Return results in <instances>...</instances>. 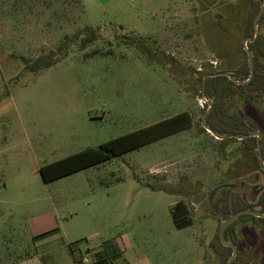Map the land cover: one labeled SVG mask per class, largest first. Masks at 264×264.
Here are the masks:
<instances>
[{
	"label": "rangeland",
	"instance_id": "rangeland-1",
	"mask_svg": "<svg viewBox=\"0 0 264 264\" xmlns=\"http://www.w3.org/2000/svg\"><path fill=\"white\" fill-rule=\"evenodd\" d=\"M77 1L0 0V264H220L203 234L204 215L215 221L214 238L220 225L209 195L238 185L257 205L264 175L239 177L243 144L222 148L201 130L207 101L199 79L224 65L208 26L228 10L240 22L247 2ZM87 25L100 29L94 45L73 47L39 74L24 70L19 56L46 54ZM224 26L245 51L237 27ZM240 51L231 60L242 62ZM254 106L264 113L263 99ZM183 111L194 118L186 131L49 183L42 176L49 163ZM255 125L264 144V124ZM182 199L194 227L174 223L172 206ZM235 230L233 264H264V225Z\"/></svg>",
	"mask_w": 264,
	"mask_h": 264
},
{
	"label": "trees",
	"instance_id": "trees-1",
	"mask_svg": "<svg viewBox=\"0 0 264 264\" xmlns=\"http://www.w3.org/2000/svg\"><path fill=\"white\" fill-rule=\"evenodd\" d=\"M77 2L85 8L81 0ZM244 2H247L245 7L247 11L244 9L241 23L233 20L235 19L234 14L228 10L224 15L218 13L220 19H217L212 24V27L208 26L209 31L213 34L212 37H216L214 39L211 38V41L214 40L215 43V45L212 44L213 48L215 47L214 53H218L217 59H222L224 65L221 64L216 68L211 65L209 70L203 71L204 73L201 71L199 79L202 93L207 101L204 112L207 113L211 106V110L205 118L206 125L212 128L217 135L225 137V139L218 140L222 148H226L232 141L239 140L243 144L244 158L238 160L236 166L238 169L236 171H239V177L247 176L251 171H261L264 175V167L257 151V137L247 136L244 139L231 137L250 135L255 130H258L256 123L264 124V113L254 106V103L257 104L259 100H264V37L259 34L257 39H255L256 31L254 25L257 15L262 10L264 0H244ZM225 23L235 28L237 27L235 31L241 32L245 43H247L254 56L255 74L252 80L245 84H239L225 75H217L221 72L231 73L239 82L248 81L251 76L248 54L246 50L244 51L236 45L233 40L235 36H232L228 29L226 30ZM239 23L240 29L238 27ZM263 23L264 14L259 21V25L262 26ZM99 30V28L94 26H84L72 35H64L57 47L46 54L34 59L26 56H19L18 58L22 60L25 71L39 74L67 58L73 47L78 46L80 51H85L94 45L99 40ZM122 39L126 41L128 37L124 36ZM227 39L229 40L224 43ZM248 39L252 41H248ZM240 49L243 51L245 58L242 62L237 63L231 59L240 54ZM98 53V50H94L91 53H86L85 56H94ZM240 101L243 102L244 107L237 111L236 103ZM193 125L194 118L192 114L188 111H183L152 125L107 141L97 147H88L61 160L49 163L41 168V173L45 182L49 183L186 131L192 128ZM201 130L211 135L203 125H201ZM211 136L216 139L215 136ZM261 144L264 155L263 140H261ZM239 188L238 185L233 184L222 185L216 187L209 195L212 216L220 222L212 242V248L220 258V264H228L233 254V249L225 246L220 239L221 223L241 210L254 209L256 206H261L262 213H264V191L257 205H253L239 193ZM156 189L174 193L175 195L182 194L172 187L159 186ZM187 194L190 195L189 193ZM172 212L177 228L184 229L193 225L194 220L191 217L190 207L185 201L178 202ZM246 222L264 225V218L254 215L241 216L226 230V241H234L236 243L235 227L239 223ZM76 263L79 264V261Z\"/></svg>",
	"mask_w": 264,
	"mask_h": 264
},
{
	"label": "water",
	"instance_id": "water-1",
	"mask_svg": "<svg viewBox=\"0 0 264 264\" xmlns=\"http://www.w3.org/2000/svg\"><path fill=\"white\" fill-rule=\"evenodd\" d=\"M263 14H264V3L262 4V10L260 11V13L257 15V17L255 19V23H254L255 31H256L255 39H257V37L259 36V21H260V19H261ZM248 41H252V40L248 39ZM245 50H246V52L248 54V57H249V63H250V69H251V76H250L248 81L239 82V81H237L235 79V77L231 73H227V72H221V73H218L217 75L228 76L233 81H235V82H237L239 84H245V83L249 82L250 80H252V78L254 77V74H255V70H254V56H253L252 51L248 47H246ZM210 110H211V106H210L209 110L207 111V113L204 115L203 126L206 128V130L209 133H211L217 139H225V137H221V136L217 135L212 130V128H210L209 126L206 125L205 118H206V115L208 114V112ZM247 136L257 137V151L259 153L260 161H261V163H263L264 162V155H263L262 144H261V138H262L261 132L256 131V132H254V133H252L250 135H246V136H231V137H236L238 139H244ZM261 210H262L261 206H257V207H255V209L241 210V211L235 213L234 215H232L231 217H229L228 219L224 220L221 223V226H220V239H221L222 243L225 246L231 247L233 249V254H232V257H231V259H230L228 264H233V262H234V260L236 258V254H237V247H236V244L234 243V241H230V242L226 241V239H225L226 230L229 228L230 225H232L236 220H238L243 215H254V216L259 217V218H264V213H262Z\"/></svg>",
	"mask_w": 264,
	"mask_h": 264
},
{
	"label": "crops",
	"instance_id": "crops-1",
	"mask_svg": "<svg viewBox=\"0 0 264 264\" xmlns=\"http://www.w3.org/2000/svg\"><path fill=\"white\" fill-rule=\"evenodd\" d=\"M179 196V195H178ZM181 201H184L183 199L182 200H180V201H177L173 206H172V211H173V209H174V207H175V205L178 203V202H181ZM204 217L207 219V220H205V226L206 225H208L207 226V228L204 226V232H203V234L205 233V232H207V240H208V242H209V248L211 249L212 248V242H213V238H214V235H213V226H215V221H211V219L209 220V218H207L206 217V215H204ZM193 218V217H192ZM204 218V219H205ZM195 218H193V220H194ZM196 225V222L194 221V223H193V225L192 226H190V227H194ZM100 251H93L92 252V254L94 255V254H98Z\"/></svg>",
	"mask_w": 264,
	"mask_h": 264
},
{
	"label": "flooded vegetation",
	"instance_id": "flooded-vegetation-1",
	"mask_svg": "<svg viewBox=\"0 0 264 264\" xmlns=\"http://www.w3.org/2000/svg\"><path fill=\"white\" fill-rule=\"evenodd\" d=\"M245 45H247V43H245ZM256 131H258V130H255L254 132H256ZM254 132H252V133H254ZM260 132V131H259ZM251 133V134H252ZM262 134V133H261ZM261 140H262V138H261ZM257 207V206H256ZM255 209V208H254ZM261 212H262V210H261ZM230 242V241H229ZM235 243V242H234Z\"/></svg>",
	"mask_w": 264,
	"mask_h": 264
},
{
	"label": "built area",
	"instance_id": "built-area-1",
	"mask_svg": "<svg viewBox=\"0 0 264 264\" xmlns=\"http://www.w3.org/2000/svg\"><path fill=\"white\" fill-rule=\"evenodd\" d=\"M86 261H87V259H86Z\"/></svg>",
	"mask_w": 264,
	"mask_h": 264
}]
</instances>
